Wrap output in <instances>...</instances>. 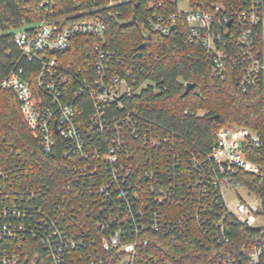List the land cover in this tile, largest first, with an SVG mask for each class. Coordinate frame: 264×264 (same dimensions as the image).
<instances>
[{
	"label": "built area",
	"instance_id": "obj_1",
	"mask_svg": "<svg viewBox=\"0 0 264 264\" xmlns=\"http://www.w3.org/2000/svg\"><path fill=\"white\" fill-rule=\"evenodd\" d=\"M136 1L39 0L43 18L11 32L21 58L39 69L33 82L13 70L0 89L13 94L41 153L61 157L67 195L48 201L44 188L18 187L13 169L0 167V264H36L37 253L26 258L27 236L49 264H174L160 253V238L202 247L214 264H264V124L223 127L200 150L123 110L120 99L147 82L133 64L119 69L123 58L105 48L106 23L90 14ZM183 2L188 11L178 10ZM63 3L74 10L63 11ZM147 7L148 34L182 37L217 78L234 75L239 92L259 88L264 96V0H156ZM81 38L89 41L87 63L57 58L72 56ZM80 97L93 110L87 119L75 106ZM225 191L236 192L231 205ZM80 213L85 219L76 227L63 225Z\"/></svg>",
	"mask_w": 264,
	"mask_h": 264
},
{
	"label": "trees",
	"instance_id": "obj_2",
	"mask_svg": "<svg viewBox=\"0 0 264 264\" xmlns=\"http://www.w3.org/2000/svg\"><path fill=\"white\" fill-rule=\"evenodd\" d=\"M153 1L156 0H138L90 14V17L106 23L105 48L123 58L119 69L124 72L133 64L140 73V81L147 82L146 88L129 98L120 99L123 110H134L154 132L173 134L183 146L200 150L209 149L223 127L261 130L264 124V96L260 89L241 93L234 85V75L225 80L217 78L209 61L178 35L163 38L148 34L145 17L150 12L148 3ZM60 6L65 12L74 10L70 4ZM85 6L89 4H82V7ZM43 16L39 0H0V78L21 68L23 78L33 82L39 65L21 58L11 32L37 22ZM87 44L89 41L86 39H76L73 55H58L57 58L82 66L87 63ZM187 83L193 84L194 88L182 97ZM75 106L82 119H87L93 111L85 97L76 99ZM117 111L116 107V114ZM185 111L188 114L185 115ZM61 165L58 154L52 159L41 153L18 112L13 94L0 89V167L13 169L18 187H42L46 190V199L54 202L67 195L61 181ZM20 167L28 173L21 174ZM248 186L252 188L250 183ZM82 215L80 213L74 219L70 217L63 225L76 227L85 219L84 215L80 220ZM158 240L160 253L174 264H214L213 254L202 247L181 241ZM25 241L29 261L31 255L37 253L36 264H49L46 252L37 242L31 241L29 236Z\"/></svg>",
	"mask_w": 264,
	"mask_h": 264
},
{
	"label": "rangeland",
	"instance_id": "obj_3",
	"mask_svg": "<svg viewBox=\"0 0 264 264\" xmlns=\"http://www.w3.org/2000/svg\"><path fill=\"white\" fill-rule=\"evenodd\" d=\"M178 10L188 11V5L185 2L179 3ZM237 195H239L240 197H243V198L247 197V194L242 189H237ZM224 199L229 205H231L234 202V200L236 199V192L225 191L224 192Z\"/></svg>",
	"mask_w": 264,
	"mask_h": 264
},
{
	"label": "water",
	"instance_id": "obj_4",
	"mask_svg": "<svg viewBox=\"0 0 264 264\" xmlns=\"http://www.w3.org/2000/svg\"><path fill=\"white\" fill-rule=\"evenodd\" d=\"M193 88H194V85H193V84H191V83H187V84L185 85V90H184V93H183L182 97L187 96V95L189 94V92H190ZM215 118H217V116H216ZM23 264H27V262L25 261Z\"/></svg>",
	"mask_w": 264,
	"mask_h": 264
}]
</instances>
